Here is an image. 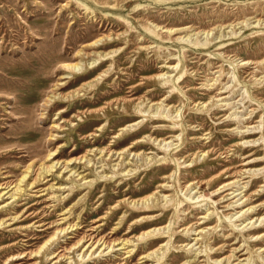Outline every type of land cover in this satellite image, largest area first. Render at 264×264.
Here are the masks:
<instances>
[{
	"label": "rangeland",
	"instance_id": "obj_1",
	"mask_svg": "<svg viewBox=\"0 0 264 264\" xmlns=\"http://www.w3.org/2000/svg\"><path fill=\"white\" fill-rule=\"evenodd\" d=\"M18 183L0 264H264V0H0V194Z\"/></svg>",
	"mask_w": 264,
	"mask_h": 264
},
{
	"label": "bare ground",
	"instance_id": "obj_2",
	"mask_svg": "<svg viewBox=\"0 0 264 264\" xmlns=\"http://www.w3.org/2000/svg\"><path fill=\"white\" fill-rule=\"evenodd\" d=\"M150 32V31H149ZM89 45H93V46H99V45H101V43H97V42H94V43H88L87 44V46H85V48H88V46ZM104 59H105V57H103ZM91 63V65H88V66H91V67H93V68H95V67H97V66H99L100 64L99 63H101V60L99 61V60H93V61H91L90 62ZM65 66H66V68H70V69H72V70H74V71H76V72H82L81 70H83V68H84V66H83V64L82 63H79V62H76V63H65ZM180 76V75H179ZM62 84H66V82H63ZM59 97V95H52V96H50L49 98H48V101H55L57 98ZM64 109H62L61 111H63ZM137 141H139V140H137ZM137 141H135L134 142V144H136V143H138ZM134 144L133 145H131V146H134ZM63 151V150H62ZM87 157V155H83L82 157H80L79 159H86L87 161H91V159H89V158H86ZM188 159V158H187ZM85 160V161H86ZM260 162V161H259ZM59 164V161H57V162H53L52 164H50L49 166H44L43 168H42V170H41V172H39L38 173V176H36V178H35V181H33L32 182V184H35L36 183V181H38V180H40V178L42 177V176H44V174H47V173H49V172H52L53 170H54V167H57V165ZM68 163H66V167H65V169L68 167V165H67ZM68 171H70V175L72 176V175H74L75 173H76V170H73V168H70ZM27 175H28V173L26 172V173H24L23 174V176H21V179H20V182L21 181H25V179H26V177H27ZM48 175V174H47ZM77 175H79V173L77 174ZM115 175V174H114ZM111 176H113V175H111ZM6 177V176H5ZM101 177H103V178H107L108 177V175H107V173L105 174V175H102ZM12 184V182H7L6 183V185L4 186L5 188H9L10 187V185ZM187 184V183H186ZM13 188H15L11 193H10V197H16V196H21L22 195V192L23 191H25V188L24 187H22L21 186V184L20 183H18V184H16V185H14L13 187H11L9 190H5V191H3V192H1V194H0V196H3L4 194H6V193H8L10 190H12ZM226 189V188H225ZM189 199V198H188ZM191 199V198H190ZM149 201H150V196H147V197H143L142 199H140V200H132L131 202H133L134 203V205H138L140 202L141 203H145V206L146 207H149L150 205H149ZM20 204H22V203H20ZM121 203H119L118 204V206L120 205ZM245 213H246V211H245ZM14 219V218H13ZM65 222V221H64ZM69 222V221H68ZM4 224H5V221H3V220H0V228L1 227H3L4 226ZM234 225H236L235 223H234ZM69 227H71V224L70 225H68V226H66V227H61V228H58L57 229V231L56 232H53V234L47 239V240H45V242H44V244H42L41 246H40V248L36 251V252H39L43 247H45L46 249H49V247H50V244L51 243H53V239H54V237H55V235H57V234H59L60 232H62V231H65V230H67ZM156 231H160V228H154V229H152L151 231H149L148 232V234H154V233H156ZM85 237V236H84ZM53 240V241H52ZM102 240V241H101ZM51 241V243H49V245H47V243L48 242H50ZM90 241V240H89ZM100 241H101V243H100ZM96 242H98L97 244H99L98 246H97V248H99V246L100 245H104L105 247L103 248V249H101L100 250V252H103L106 248H108V249H110V248H113L114 247V244H112V243H110V241L108 242V239H106L105 237H104V239H103V237L102 238H100V239H97V241ZM112 242H115V241H112ZM88 243V242H87ZM85 246V245H84ZM91 246H93V243H91V244H89L88 245V247L87 248H84L86 251H88V252H90V247ZM121 246V245H120ZM86 247V246H85ZM95 251H93V248L91 249V252H90V255H92L93 253H94ZM151 254H147L145 257H149ZM245 255V254H244ZM69 257V256H68ZM125 264V263H124Z\"/></svg>",
	"mask_w": 264,
	"mask_h": 264
}]
</instances>
